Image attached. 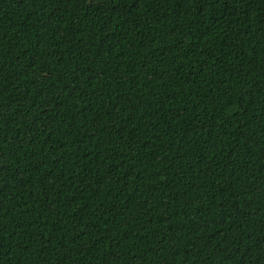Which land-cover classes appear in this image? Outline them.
<instances>
[{
	"label": "trees",
	"instance_id": "obj_1",
	"mask_svg": "<svg viewBox=\"0 0 264 264\" xmlns=\"http://www.w3.org/2000/svg\"><path fill=\"white\" fill-rule=\"evenodd\" d=\"M0 264H264V0H0Z\"/></svg>",
	"mask_w": 264,
	"mask_h": 264
}]
</instances>
